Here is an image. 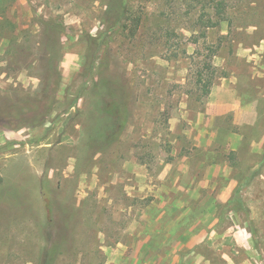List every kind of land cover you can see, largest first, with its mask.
I'll list each match as a JSON object with an SVG mask.
<instances>
[{"label": "rangeland", "instance_id": "rangeland-1", "mask_svg": "<svg viewBox=\"0 0 264 264\" xmlns=\"http://www.w3.org/2000/svg\"><path fill=\"white\" fill-rule=\"evenodd\" d=\"M225 1L0 0V264H264L244 142L226 201L179 187L221 78L264 108V0Z\"/></svg>", "mask_w": 264, "mask_h": 264}, {"label": "crops", "instance_id": "crops-1", "mask_svg": "<svg viewBox=\"0 0 264 264\" xmlns=\"http://www.w3.org/2000/svg\"><path fill=\"white\" fill-rule=\"evenodd\" d=\"M253 76L252 73L250 77L253 78ZM256 87L258 88V86ZM260 95L259 93L257 96L252 94L248 99H243L236 87V82L229 76L221 78L220 82L212 88L205 103L203 115L207 117V121L216 120L219 123L224 121L228 126L215 127V131H212L203 142L202 139L205 138L207 132L200 128L199 122L194 125L196 146L200 152L198 155L182 158L184 165L180 169L189 180L187 186H179L184 193L190 196L200 195L202 189H211V192L214 191L216 194L218 188V196H227L222 199L218 197L219 200L226 201L228 196L238 191L240 187L238 180L232 177L234 166L226 157L216 160V153L232 152L235 155L233 158L236 164H241L245 161L241 155V146L244 143L250 153L247 166L244 168L245 177L248 180L264 179V172L261 171V166L264 164V160H261L264 158V108L260 107V98L262 97ZM259 125H262L263 132L258 138H251L246 134L245 129H255ZM219 133L227 137L226 142L216 141ZM258 157L260 159H257ZM191 159H194L197 165L193 171L190 166ZM249 184L248 182L243 187H249Z\"/></svg>", "mask_w": 264, "mask_h": 264}, {"label": "trees", "instance_id": "trees-1", "mask_svg": "<svg viewBox=\"0 0 264 264\" xmlns=\"http://www.w3.org/2000/svg\"><path fill=\"white\" fill-rule=\"evenodd\" d=\"M214 8V11L216 13V22H208V27L209 26H215V25H218L219 21L220 20H223L225 19L224 18V11H225V5H226V1L225 0H209ZM90 41H94V39H90ZM95 45V44H94ZM96 47V45L94 46ZM91 62V59H89V62L87 65H89V63ZM211 81L208 82V85H211ZM207 90V89H206ZM205 90V91H206ZM207 93L209 92V90L206 91ZM118 104V106H116V104ZM118 107V110H119V114L118 116L120 115V119H124L122 114L124 115L125 113V104L123 103V101H121V97H117L116 99H111V102L110 104H108V106L106 107L105 106V111L107 112V114H111L110 112L113 113V109H117ZM116 115V114H114ZM117 116V115H116ZM119 119V118H118ZM0 181H1V178H0Z\"/></svg>", "mask_w": 264, "mask_h": 264}]
</instances>
